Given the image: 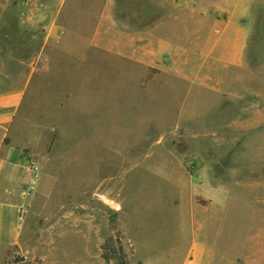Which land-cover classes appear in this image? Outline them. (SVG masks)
<instances>
[{"label": "rangeland", "instance_id": "1", "mask_svg": "<svg viewBox=\"0 0 264 264\" xmlns=\"http://www.w3.org/2000/svg\"><path fill=\"white\" fill-rule=\"evenodd\" d=\"M126 1L117 0L116 16L127 31L144 29L132 19L142 25L154 14L159 24L170 15L162 0ZM22 2L0 0V79H33L13 133L24 135L25 120L33 127L39 112L54 129L29 131L36 144L42 136L41 154L24 151L40 163L41 194L22 222L24 249L14 248L0 264H107L101 246L115 232L129 264H185L196 243L210 252L209 264H255L264 248V0H246L247 66L234 98L225 99L210 85L177 83L156 69L155 79H146L144 69L108 50L90 48L83 64L88 46L72 36L52 46L51 74H39L53 12L22 22V14L33 16ZM50 2L62 36L83 24L89 30V21L73 18L82 0L62 9L60 0ZM215 21L204 13L186 18L187 45L208 39ZM101 37L113 41L114 33ZM41 79L55 80L42 97Z\"/></svg>", "mask_w": 264, "mask_h": 264}, {"label": "crops", "instance_id": "2", "mask_svg": "<svg viewBox=\"0 0 264 264\" xmlns=\"http://www.w3.org/2000/svg\"><path fill=\"white\" fill-rule=\"evenodd\" d=\"M28 1L27 3L23 0L22 5L29 8L33 12V16L22 14V22L37 19L38 14L41 17L42 12L44 13L46 9L50 13L53 12V17L49 18L54 22L47 29L41 46L40 57L43 55L44 68L39 71V74L48 76L51 74V69L54 66L50 54L52 46L64 37L69 39L72 36L75 39L81 38L82 46H88L83 52V64L90 61L88 56L90 48H94L93 51L97 53H106L108 50L113 53L115 60L124 65L130 68L144 69L146 79H155L154 70L156 69L161 75H168L177 83L183 81L191 85L200 84L206 87L210 85L209 89L224 99L234 98L231 95L234 93L233 85L243 82L240 73L247 66L246 51L250 36L246 21L251 14L250 3L246 0H162L160 5L163 7L171 5L168 18L159 24H156L155 20L144 29L133 31H127L118 20L116 16L117 0H82L80 15L75 14L73 18L82 22L89 21L87 22L89 30H86L84 28L86 25L83 24L80 32L67 30L64 36H62L64 32H60L59 26L56 24L60 13L58 14L51 8V0ZM72 1L60 0V8L62 9L64 4L70 6ZM157 3L160 2L157 1ZM205 4L212 6L208 10H203L201 5ZM48 6L49 8H46ZM203 13L210 14L216 20L211 28L212 34L208 39L198 37L197 42H194L195 45L190 48L185 40L186 33L183 31L182 23L186 18L200 20ZM34 16L35 18H33ZM153 16L154 14L151 17ZM225 16L228 18L225 19ZM167 27L169 28L168 33L162 34ZM103 32H113V41L105 42L101 37ZM86 33L90 36L85 37ZM204 40H206L205 46L203 45ZM77 48L79 47L71 49V54H75ZM231 70L234 71L233 74H230ZM32 81L33 79H0V263L14 248L23 250L25 247L27 224H22L19 220L18 206L20 204L31 206L29 212L33 214L38 195L41 194L37 191L27 203H24L23 200L19 202L16 199V197L20 200L23 198V189L32 179L31 173L23 165L24 151L32 148L33 153L41 154L39 149L42 147V136L38 135L39 142L36 144L29 138L30 132L45 133L54 129L52 127L54 124L45 120L44 113L39 112L36 115L37 124L34 123L33 127L28 128L27 126H31V124L25 120L27 124H23L24 129L22 130L26 132L25 136H19L17 132L13 133L18 126L17 115L22 108ZM54 81V79H41L42 89L39 91L42 90L39 93L41 97L44 95L43 90H52L50 85ZM67 92L65 91L63 97L61 96L59 102L61 107L63 101H65L64 104L68 101ZM193 250L194 258L185 264L198 262L194 247Z\"/></svg>", "mask_w": 264, "mask_h": 264}, {"label": "trees", "instance_id": "3", "mask_svg": "<svg viewBox=\"0 0 264 264\" xmlns=\"http://www.w3.org/2000/svg\"><path fill=\"white\" fill-rule=\"evenodd\" d=\"M132 1L133 0H127L126 2H132ZM120 11H122V9L119 8V12ZM119 17L117 16L118 19L123 18V17L121 18V16ZM137 20L138 19H132L131 22H133V24H137L138 28H144L147 25H150L152 22H154L156 18L155 16H153L145 20V23L142 25H138ZM101 250H102L101 256L107 264H129L127 253L120 232H115L113 235L108 237L102 244Z\"/></svg>", "mask_w": 264, "mask_h": 264}, {"label": "built area", "instance_id": "4", "mask_svg": "<svg viewBox=\"0 0 264 264\" xmlns=\"http://www.w3.org/2000/svg\"><path fill=\"white\" fill-rule=\"evenodd\" d=\"M29 1L27 0V3ZM23 165L27 169L29 173L32 175L31 181L27 184V186L23 189L22 197L27 198L32 196L38 186V176L41 174V167L38 160L35 159L32 153L24 152L23 153ZM17 213L19 220L24 222L29 214V205L27 204H20L17 208Z\"/></svg>", "mask_w": 264, "mask_h": 264}, {"label": "bare ground", "instance_id": "5", "mask_svg": "<svg viewBox=\"0 0 264 264\" xmlns=\"http://www.w3.org/2000/svg\"><path fill=\"white\" fill-rule=\"evenodd\" d=\"M103 199L111 206H114V207H119V205L115 202V201H112V200H109L107 199L106 197H103ZM264 247V246H263ZM194 249H195V256L197 258V263L195 264H209V261H210V252L204 248V247H201L200 245H198L197 243L194 244ZM261 254V256L256 260L255 264H264V248L260 249V252L259 254ZM259 256V255H258Z\"/></svg>", "mask_w": 264, "mask_h": 264}]
</instances>
